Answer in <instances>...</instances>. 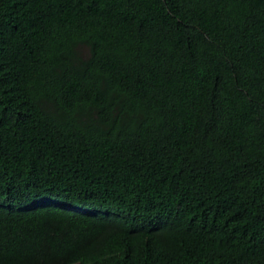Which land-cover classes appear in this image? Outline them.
I'll list each match as a JSON object with an SVG mask.
<instances>
[{"label":"trees","instance_id":"1","mask_svg":"<svg viewBox=\"0 0 264 264\" xmlns=\"http://www.w3.org/2000/svg\"><path fill=\"white\" fill-rule=\"evenodd\" d=\"M0 264H264V0H0Z\"/></svg>","mask_w":264,"mask_h":264},{"label":"clouds","instance_id":"2","mask_svg":"<svg viewBox=\"0 0 264 264\" xmlns=\"http://www.w3.org/2000/svg\"><path fill=\"white\" fill-rule=\"evenodd\" d=\"M52 205V204H50ZM66 210L72 214V215H78V214H92L91 211L84 210L81 204L75 203V204H68L66 206Z\"/></svg>","mask_w":264,"mask_h":264}]
</instances>
